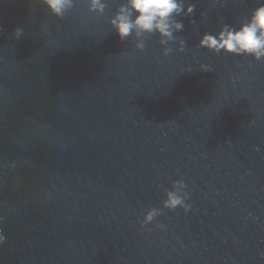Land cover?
I'll list each match as a JSON object with an SVG mask.
<instances>
[{
  "label": "water",
  "instance_id": "obj_1",
  "mask_svg": "<svg viewBox=\"0 0 264 264\" xmlns=\"http://www.w3.org/2000/svg\"><path fill=\"white\" fill-rule=\"evenodd\" d=\"M123 2L0 0V264H264V59L197 47L264 0H186L167 56L119 40Z\"/></svg>",
  "mask_w": 264,
  "mask_h": 264
},
{
  "label": "clouds",
  "instance_id": "obj_2",
  "mask_svg": "<svg viewBox=\"0 0 264 264\" xmlns=\"http://www.w3.org/2000/svg\"><path fill=\"white\" fill-rule=\"evenodd\" d=\"M47 15L49 22L63 17L73 9L77 0H35ZM88 12L103 14L105 0H84ZM195 5L186 0H124L119 4L108 23L114 29L121 42L128 37L134 39V47L139 51L145 48L146 39L152 34H158L159 43L163 46V54L169 55L173 49L169 43L176 44V51L182 52L186 41L174 33L184 29L182 20L177 16H191ZM191 22V21H190ZM2 30V29H0ZM23 33L21 27H16L12 35L19 39ZM197 47L206 48L213 53H231L240 56H251L259 61L264 59V2L255 7L248 18L238 27L229 24L221 25L215 33L204 32ZM211 71V67L207 66ZM189 193L186 191L184 180H174L171 189H165V198L161 200L162 207H149L143 212V219L139 221L141 229L151 224L161 215L162 209L176 210L178 207L187 213L191 205L186 203ZM155 227L165 226L157 222ZM151 231V228L147 229Z\"/></svg>",
  "mask_w": 264,
  "mask_h": 264
}]
</instances>
